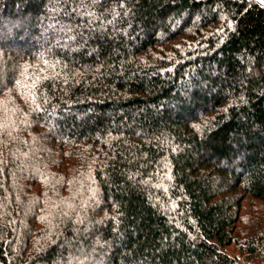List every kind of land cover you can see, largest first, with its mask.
<instances>
[{
	"label": "trees",
	"instance_id": "16d2710c",
	"mask_svg": "<svg viewBox=\"0 0 264 264\" xmlns=\"http://www.w3.org/2000/svg\"><path fill=\"white\" fill-rule=\"evenodd\" d=\"M247 200L263 5L0 0V264H237Z\"/></svg>",
	"mask_w": 264,
	"mask_h": 264
},
{
	"label": "rangeland",
	"instance_id": "374dc122",
	"mask_svg": "<svg viewBox=\"0 0 264 264\" xmlns=\"http://www.w3.org/2000/svg\"><path fill=\"white\" fill-rule=\"evenodd\" d=\"M242 220L236 230V244L225 249L237 260V264H264V204L247 200L243 203ZM262 239V244L254 254L246 251L245 241Z\"/></svg>",
	"mask_w": 264,
	"mask_h": 264
},
{
	"label": "water",
	"instance_id": "95a60500",
	"mask_svg": "<svg viewBox=\"0 0 264 264\" xmlns=\"http://www.w3.org/2000/svg\"><path fill=\"white\" fill-rule=\"evenodd\" d=\"M254 1H256L257 3H259V4H261V5H263V6H264V4L260 3V2H259V0H254Z\"/></svg>",
	"mask_w": 264,
	"mask_h": 264
},
{
	"label": "snow or ice",
	"instance_id": "6c2138e0",
	"mask_svg": "<svg viewBox=\"0 0 264 264\" xmlns=\"http://www.w3.org/2000/svg\"><path fill=\"white\" fill-rule=\"evenodd\" d=\"M260 3L264 4V0H259Z\"/></svg>",
	"mask_w": 264,
	"mask_h": 264
}]
</instances>
